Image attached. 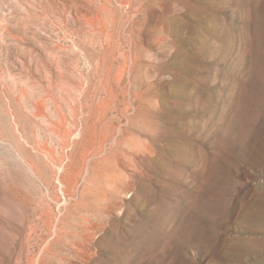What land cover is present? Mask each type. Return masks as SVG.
Here are the masks:
<instances>
[{"label": "rangeland", "instance_id": "obj_1", "mask_svg": "<svg viewBox=\"0 0 264 264\" xmlns=\"http://www.w3.org/2000/svg\"><path fill=\"white\" fill-rule=\"evenodd\" d=\"M263 204L264 0H0V264H257Z\"/></svg>", "mask_w": 264, "mask_h": 264}, {"label": "bare ground", "instance_id": "obj_2", "mask_svg": "<svg viewBox=\"0 0 264 264\" xmlns=\"http://www.w3.org/2000/svg\"><path fill=\"white\" fill-rule=\"evenodd\" d=\"M65 137H67V136H65ZM251 217H252V224H251L252 225V229L259 230V231H264V204L261 205V206L256 207V210L252 212V216ZM232 246H233V249L231 250L232 252H230V254L233 255V257H234V255L236 257L240 256V254H237V252L238 253H241V252L243 253V252H246V251H248L249 253L252 252V253H254V255L259 257L260 255L264 254V237L248 239V240L238 239V241H236L234 243V245H232ZM257 264H264V260H259L257 262Z\"/></svg>", "mask_w": 264, "mask_h": 264}]
</instances>
